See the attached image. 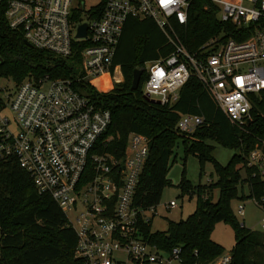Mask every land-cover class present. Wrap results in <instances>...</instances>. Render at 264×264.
I'll return each mask as SVG.
<instances>
[{"label": "built area", "instance_id": "1", "mask_svg": "<svg viewBox=\"0 0 264 264\" xmlns=\"http://www.w3.org/2000/svg\"><path fill=\"white\" fill-rule=\"evenodd\" d=\"M192 1L96 0L85 6L83 0H0L6 27L30 47L61 59L78 57L71 79L26 77L15 84L0 78L12 82L10 89L0 87V163H16L35 192L48 196L64 214L75 236L78 264H182L178 248L161 251L143 239L140 224H150L156 206L140 210L132 205L147 140L130 133L118 157L103 151L97 141L110 114L71 87L75 81L105 93L107 85L121 82L112 58L127 19L151 20L172 46L166 58L144 64L145 99L171 106L193 77L226 120L240 127L249 121L250 97L264 90V0H204L231 29L207 39L196 54L185 50L169 24H184ZM82 25L84 35L77 37ZM201 124L197 116L179 115L175 129L189 135ZM263 148V142L255 145L246 157L261 177ZM251 201L262 210L264 234V197ZM163 208L172 210L175 204ZM236 214L243 216L242 205H236ZM229 263V253H222L208 264Z\"/></svg>", "mask_w": 264, "mask_h": 264}, {"label": "trees", "instance_id": "2", "mask_svg": "<svg viewBox=\"0 0 264 264\" xmlns=\"http://www.w3.org/2000/svg\"><path fill=\"white\" fill-rule=\"evenodd\" d=\"M101 9L102 3L96 5L95 16ZM169 24L190 54H196L210 37L231 29L217 20L215 7L204 0L190 3L184 24L174 20ZM22 41L18 32L6 27L0 10V78L19 84L26 77L71 79L77 75V55L61 59L24 46ZM171 52L172 46L151 20L127 19L112 58L122 81L107 85L105 93L75 81L71 87L109 112L110 123L97 141L105 146L103 151L118 157L130 133L147 140V157L132 196L134 207L145 210L156 206L161 191L170 186L166 174L177 141L184 158H196L198 175L205 162L211 163L215 180L209 186H191L181 170L176 188L179 197L194 196L193 211L183 220L167 222L161 232H151L149 223H141L140 232L147 243L165 252L178 248L182 264H208L223 253L210 239L214 225L222 222L232 232L229 264H264V234L245 229L231 210L234 200L264 197L260 172L246 164L254 146L264 143V90L250 97V118L240 127L226 120L193 77L180 88L171 106L150 103L143 97L144 72L137 89L130 90L133 70H143L144 64L164 59ZM179 115L197 116L202 124L189 135L179 134L175 129ZM210 143L234 151L226 164L214 160ZM243 185L246 196L241 193ZM211 190L217 191L215 200ZM74 244L75 236L52 200L35 192L29 177L16 163H0V264H78L73 258Z\"/></svg>", "mask_w": 264, "mask_h": 264}, {"label": "rangeland", "instance_id": "3", "mask_svg": "<svg viewBox=\"0 0 264 264\" xmlns=\"http://www.w3.org/2000/svg\"><path fill=\"white\" fill-rule=\"evenodd\" d=\"M95 2L96 0H83L85 6L92 5ZM0 87H7L10 89L12 88V82L10 80H0ZM210 145L213 146L212 157L220 165L226 164L229 157L234 153V151L222 148L214 143H210ZM169 164L170 167L166 174V179L170 182V186L161 191L155 208L156 215L151 217L150 221L151 232L164 231L167 222L183 220L193 211L194 196L189 198L186 195L179 197V191L176 188L181 170H184V176L191 186H196L197 184L201 186H209L215 180L210 162H205L203 164L202 171L200 175H198L199 167L196 158L192 155H187L184 158L180 141H177L176 146L173 148ZM262 179L264 180V173L262 174ZM241 193L244 196L247 195V188L245 185L242 186ZM211 196L213 197V200H215L217 191L211 190ZM169 202H173L175 208L172 210H164L163 205L168 204ZM238 204L243 206L242 217L236 214V205ZM231 210L236 221L245 229L260 232L259 222L262 218V210L250 199L232 201ZM143 215L146 218L150 217V214L147 211H145ZM67 216L71 218L74 216V213L68 212ZM210 239L223 249L224 254L230 252L233 245V239L232 232L226 224L222 222L216 223L210 234Z\"/></svg>", "mask_w": 264, "mask_h": 264}, {"label": "water", "instance_id": "4", "mask_svg": "<svg viewBox=\"0 0 264 264\" xmlns=\"http://www.w3.org/2000/svg\"><path fill=\"white\" fill-rule=\"evenodd\" d=\"M84 29H85V27L83 25L78 27L77 34H76L77 37H82L84 35ZM22 44L24 46H29L25 41H22ZM142 72H143V70H140V69H135V70L132 71L131 82H130V90L134 91V90L137 89L138 84H139V79H140V76H141ZM148 101H150V103L158 104L157 102L152 101V100H148Z\"/></svg>", "mask_w": 264, "mask_h": 264}, {"label": "snow or ice", "instance_id": "5", "mask_svg": "<svg viewBox=\"0 0 264 264\" xmlns=\"http://www.w3.org/2000/svg\"><path fill=\"white\" fill-rule=\"evenodd\" d=\"M165 2H170V0H165Z\"/></svg>", "mask_w": 264, "mask_h": 264}, {"label": "crops", "instance_id": "6", "mask_svg": "<svg viewBox=\"0 0 264 264\" xmlns=\"http://www.w3.org/2000/svg\"><path fill=\"white\" fill-rule=\"evenodd\" d=\"M116 66V65H115ZM119 68V67H118ZM120 71V70H119ZM117 76V75H116ZM122 77V76H121ZM122 81V80H121Z\"/></svg>", "mask_w": 264, "mask_h": 264}, {"label": "clouds", "instance_id": "7", "mask_svg": "<svg viewBox=\"0 0 264 264\" xmlns=\"http://www.w3.org/2000/svg\"><path fill=\"white\" fill-rule=\"evenodd\" d=\"M181 19H183V17H181Z\"/></svg>", "mask_w": 264, "mask_h": 264}]
</instances>
